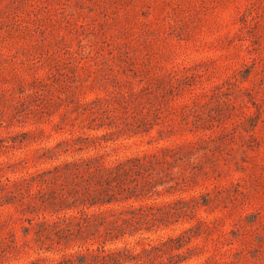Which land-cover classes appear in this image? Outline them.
<instances>
[{
    "label": "rangeland",
    "instance_id": "rangeland-1",
    "mask_svg": "<svg viewBox=\"0 0 264 264\" xmlns=\"http://www.w3.org/2000/svg\"><path fill=\"white\" fill-rule=\"evenodd\" d=\"M102 248L264 264V0H0V264Z\"/></svg>",
    "mask_w": 264,
    "mask_h": 264
},
{
    "label": "trees",
    "instance_id": "trees-1",
    "mask_svg": "<svg viewBox=\"0 0 264 264\" xmlns=\"http://www.w3.org/2000/svg\"><path fill=\"white\" fill-rule=\"evenodd\" d=\"M129 256H131L130 249H117V250H106L98 249L92 254V258L95 261L103 262H113L115 264H125L128 261ZM137 256H135L136 258Z\"/></svg>",
    "mask_w": 264,
    "mask_h": 264
}]
</instances>
